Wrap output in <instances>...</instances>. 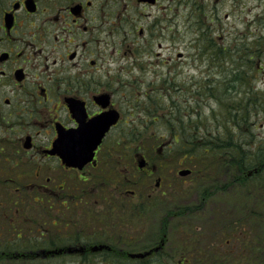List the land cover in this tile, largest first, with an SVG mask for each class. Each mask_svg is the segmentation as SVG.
<instances>
[{"label":"flooded vegetation","instance_id":"1","mask_svg":"<svg viewBox=\"0 0 264 264\" xmlns=\"http://www.w3.org/2000/svg\"><path fill=\"white\" fill-rule=\"evenodd\" d=\"M132 2L141 6H156L160 0H0V264H8L4 257L6 251L26 248L27 237L40 241L34 246L36 249L13 253L18 256L11 257L14 261L10 264L25 260L26 253L37 255L35 264H56L50 260L64 255L75 257V252L69 250L75 244L50 245L47 239L62 236L57 233H61L60 228H67L69 215L65 210L72 209L74 205H79L80 210L86 212V220H89L86 221L85 249L79 253L81 257L117 253L137 259L134 264H149L146 259L156 252L152 251L143 258L130 256L134 251H147L152 246L138 249L135 234H132L133 223L128 222L132 219L121 214L119 204L126 202L130 205L128 208L145 204L144 208L151 211L153 205L164 199L140 197L138 190H124L122 182L119 184V195L115 193L118 186H112L110 190V185L118 184L123 174L145 172L147 163L154 160L144 155L146 163L140 168L134 165L136 150L107 148L106 141L115 138L116 145L121 146L120 141L128 140L125 136L127 130L122 135H114V132L123 123L127 125L138 121L136 112L133 114L135 107L132 102L131 110L122 105L117 95L122 86L116 89L90 86L93 90L87 92H91L92 96L86 97V59L92 67L97 65L96 58L88 57L94 52L90 42L97 37L94 30L90 31L88 21L92 19L91 22L101 28L121 29L124 20L125 25L131 24L133 28L138 23V17L128 12ZM91 29H96L95 25ZM89 31L86 39V32ZM105 94L108 96L104 102L97 100ZM108 110L117 112L118 120L106 133L93 159L81 168L66 164L62 156L64 151L61 150L63 142L68 139L66 136L75 132L81 121L86 126V120ZM133 128L130 127L131 141H137L136 127ZM164 161L165 158L153 163L158 170H164L169 167H165ZM156 181L155 187H164L160 177ZM141 185L151 188L149 192L152 193L148 195L163 193L155 191L150 184ZM135 191L137 199L133 197ZM102 194L112 196L105 198L109 207L101 198ZM123 194L128 197H122ZM11 202L21 206L15 209L19 212L15 215L18 221L21 218L18 223L13 221L16 218L11 213ZM26 205L37 208L35 211L27 210ZM46 205L50 209L54 207L57 213H49ZM33 211L40 216H33ZM22 222L27 226L33 224L35 232L31 234L29 230L25 234L14 230L15 235L11 238V225ZM7 224H10L9 227ZM69 232L63 233V236L72 235L73 229ZM103 236H124L125 240L117 244ZM42 238L47 243L42 244ZM162 238L164 243L167 242L166 231ZM68 245L72 246L68 248ZM96 245L103 247L95 249ZM55 249L61 250L54 252ZM23 263L26 264V261Z\"/></svg>","mask_w":264,"mask_h":264},{"label":"rangeland","instance_id":"2","mask_svg":"<svg viewBox=\"0 0 264 264\" xmlns=\"http://www.w3.org/2000/svg\"><path fill=\"white\" fill-rule=\"evenodd\" d=\"M131 5L128 12L138 17V23L133 28L131 24L126 23L125 25L124 20H122L123 28L121 29L101 28L92 23V19L88 21L90 31L94 30L97 34V37L90 42L94 52L88 54V57L96 58L97 65L92 67L89 59H86V97L92 96L91 92H87L93 90L91 87L116 89L122 86L121 92H117L118 98L122 100V105L127 109L131 110L133 103L135 107L133 114L136 112L138 121L120 125L114 135H122L127 130L125 136L128 140L120 141L121 146L116 145L115 138L106 141L107 148L124 150V144L128 148L133 145V149L137 152L135 166L144 152L147 153L150 148L157 150L159 154H168L164 162L167 166L170 165L169 168L158 170L156 164L153 163L158 160L153 158L154 160L147 163L145 172L138 171L131 174L129 171L127 175L123 174L126 175L125 180L132 181L133 176L136 179L139 178L142 184L153 186L155 191L169 195L176 193L171 199V206H180L183 209L191 207L194 212V217L191 216L193 224L197 229L203 230L207 238L214 239L217 236V229L224 223L227 215L240 216L237 212H239L241 199H229L227 195L217 194L207 201V206H198L200 186L204 183L202 176L206 174L203 172L204 166H198V168L196 166L191 174L181 176L178 171L189 166L184 160L178 163L175 159L177 151L173 148L174 152L168 153L166 144L172 139L170 131L177 129L180 124L190 132L195 131L197 135H202L207 127L222 126L228 120L226 103L229 100L234 99V101L246 104L250 102V98L258 100L259 97L263 101L261 105H264V0H160L156 6H141L135 2ZM91 12L93 13V10ZM94 25L96 29H91ZM90 31L86 32V39ZM210 37L217 47H227L225 54L221 57L225 62L222 66L219 62H209L207 59L213 56V51H217L215 47L209 48ZM113 46H115L114 49ZM207 46L206 51L204 48ZM232 68L246 75L243 76L245 82L241 84L237 81V84L230 85L233 82L232 78L223 70L230 71ZM210 77L214 78L219 89L218 95L226 92L225 98L222 99L224 106L219 107V98L205 93L201 94L204 87L208 85ZM238 77H241V74H238ZM230 86L233 88H230L227 93L226 87ZM128 87L133 89L129 90ZM252 88L256 89L250 97L245 95L239 98L244 95V91H251ZM208 104H213V106ZM210 107L216 110L212 113ZM262 109L263 112L260 115L252 117V120L257 123L256 132L259 138H264V106ZM170 118L172 119L168 122ZM130 127H136L137 141H131L133 135H130ZM139 144L142 146V152L139 150ZM159 177L164 186L162 188L155 187ZM122 180L123 178L118 180V184L110 185V190L118 186L116 195L120 194L119 184ZM43 181L45 182V177ZM126 189L138 190L134 183H127L124 186V190ZM136 191L133 194L135 199L138 197ZM20 208L21 206L11 202L12 215H17L19 212L16 210ZM25 208L35 211L37 207L26 205ZM49 209L46 205V210ZM34 211L32 215L39 217L40 215ZM165 211L166 207L163 205L154 207L142 221L140 230H138L139 224L137 228L136 224L133 225L132 234H135V242L141 249L153 246L163 236V232H158V228L162 225L161 217ZM49 213L57 212L54 207H51ZM14 218H16V220L13 219L15 223L21 221V218L18 221V216ZM180 218L176 217L170 221V226L166 227L168 238L165 247L161 253L146 259L149 264H178L183 259L186 253L176 250L180 237L175 224L179 223V226L183 227L190 217ZM229 218L233 219L231 216ZM9 225L7 224V227ZM87 225L86 222L84 227ZM55 229L56 227L53 230ZM71 229H73L72 226L64 230L60 228L61 233L57 234H70ZM9 230H11V238L15 235L14 230L25 234L29 230L31 234L35 232L33 224L27 226L24 222L11 225ZM30 242L36 243L34 239L27 241L28 244ZM28 244L27 249L24 247L23 250L6 251L4 254L6 262L13 263L14 260L10 256L15 252H28L36 249V247L29 248ZM64 244L73 243L65 242ZM79 253L76 251L75 257L64 255L59 259H51L50 262L56 264H67L68 262L73 264H134V260H137L120 256L117 253L110 255L104 252L91 254L90 257L85 255L86 258L81 257ZM24 261L21 260L19 263L24 264Z\"/></svg>","mask_w":264,"mask_h":264},{"label":"trees","instance_id":"3","mask_svg":"<svg viewBox=\"0 0 264 264\" xmlns=\"http://www.w3.org/2000/svg\"><path fill=\"white\" fill-rule=\"evenodd\" d=\"M209 39V48L213 49L215 47L217 51H213V56H209L207 59L209 62H219V65L222 66L225 62L221 57L225 54L227 47H217L212 38L210 37ZM208 46L204 50L207 51ZM223 71L232 78L233 82L230 85L237 84V81L241 84L245 82V77L243 76L246 75L243 72L233 68L230 71ZM238 74H241V77H238ZM226 88L228 93L233 86ZM255 89L244 91V95L239 98L245 95L250 97ZM218 91L214 78L210 77L208 85L204 87V91L201 94L205 93L219 98V107L224 106L222 99L225 98L226 92L218 95ZM250 99V102L246 104L234 101V99L233 101L229 100L226 103L228 112L226 123L222 126L207 127L202 135L195 134V131L186 130V127L181 124L178 125L177 129L170 131L172 139L169 141L170 144H166L168 153H173V148L177 151L175 159L178 163L184 160L192 170L196 166L197 168L198 166H204L203 172L206 174L202 176L204 183L200 186L198 206H207V201L217 194L227 195L229 199H241L238 207L239 212H237L240 213V216L227 215L224 223L217 229V236L214 239L207 238L203 233L204 231L197 229L193 224L191 216H193L194 212L191 207L188 206L183 209L180 206H171V199L176 193L171 195L163 193L148 195L152 191L141 192L149 190V188L146 185H141L139 178L127 181V179L125 180V175L122 176L123 188L127 183H134L141 193L140 197L164 199L163 202L153 205L154 207L162 205L166 207V211L161 217L162 225L158 228V232L166 231V227L170 226V221L176 217H181L180 219L190 217L185 221L186 224L183 227H180L179 223L175 224V227L179 230L180 237L177 241L178 247H176V250L186 253L178 264H264V138H259L256 132L257 123L252 120L253 116L260 115L263 112L262 108L264 105H261L263 101L259 97L258 100L257 98ZM208 105L213 106V104ZM215 110L214 107H210V112L213 113ZM160 143L162 144V142ZM139 146V150L142 152L141 144ZM123 148L130 149L131 147L129 146L128 148L124 144ZM144 155H148L152 159L156 157L158 160H163L168 154H159L157 150L149 148L147 153L144 152ZM164 165L167 166L166 163ZM121 196L128 197L124 194ZM106 197L112 196L108 194L101 195V198L109 207L108 201L105 200ZM79 203L83 204V202ZM119 206H121V214L132 219L131 221L124 219L120 221H128L130 224L133 223V225L139 224L138 230L141 228L142 221L151 212L144 208L145 204L133 205L128 208L130 205L124 202L119 204ZM65 213L69 215L67 227L69 226L68 228H70L72 226L73 234L47 238L48 244L55 245L65 242L86 244V226L84 227L86 212L80 210L79 205H74L72 209L65 210ZM230 216L233 219H230ZM122 227L125 229V226ZM103 237L117 244L125 240L124 236ZM32 239L34 238H26L27 241ZM35 241L36 243H27L28 246L34 247L40 242L37 239ZM41 243L45 244L47 241L43 239ZM137 247L140 248L139 246ZM161 252L159 251L157 254ZM26 256L25 261L27 263H37L38 259L34 254H27Z\"/></svg>","mask_w":264,"mask_h":264},{"label":"water","instance_id":"4","mask_svg":"<svg viewBox=\"0 0 264 264\" xmlns=\"http://www.w3.org/2000/svg\"><path fill=\"white\" fill-rule=\"evenodd\" d=\"M107 94L99 96L98 101L104 102L107 99ZM118 113L113 110H109L100 114L97 117L86 120V126L81 121L79 128L66 136L68 139L64 141V147L61 150L64 151L62 154L63 160L72 166L82 167L85 163L90 161L93 158L94 150L101 143L105 132L109 129L110 125L117 120ZM86 128V133H85ZM68 140V141H67ZM145 163L144 160L140 161V166H143ZM181 175H186L190 173V169H182L179 171ZM70 247V246H69ZM68 247V248H69ZM103 246H95L94 248H102ZM159 247H156L157 250ZM85 249V246L79 247H70L69 250L72 252L80 251L82 252ZM53 250L54 252L60 251ZM152 250L147 252H134L130 255L132 257H142L146 254H150Z\"/></svg>","mask_w":264,"mask_h":264}]
</instances>
